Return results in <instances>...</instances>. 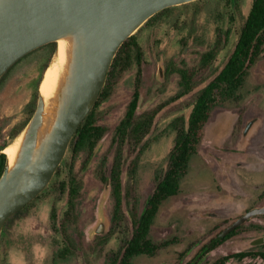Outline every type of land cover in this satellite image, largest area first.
<instances>
[{
  "label": "rangeland",
  "instance_id": "rangeland-1",
  "mask_svg": "<svg viewBox=\"0 0 264 264\" xmlns=\"http://www.w3.org/2000/svg\"><path fill=\"white\" fill-rule=\"evenodd\" d=\"M223 1L207 0L202 5V13L196 18L194 11L197 6L178 7L165 22L136 32L144 51L138 113L169 101L178 91L175 78L166 83L165 71L168 61L173 59L178 62L185 58H189L192 63L197 61L198 57L192 54L202 50V47L195 46L197 43L194 42V38L211 42L216 28L229 26L227 21L222 23L218 18L220 13L225 12ZM242 3L243 13L248 15L252 0H243ZM236 30L233 31L230 45L219 54L215 62L217 68L222 67L233 50L237 40ZM52 59L50 60L46 48H39L21 59L0 84V147L7 143L9 148L19 142L21 136L13 139V131L28 122L30 118L28 105L33 101L37 90L40 95V86L37 85L40 79L44 78ZM136 77L135 70H131L119 78L116 89L106 105L104 117L100 120V124L107 129L106 135L96 146L84 169H81V166L87 158L86 153H83L75 163V170H80V178L84 183L77 208L78 229L73 224L70 232L77 240L82 234L84 245L70 261L54 262V241L61 240V236L53 231L50 214L53 206L56 205L57 215L61 221L68 210V202L67 196L58 199L55 189H47L39 195L29 210L3 228L0 235V264H105L108 256L120 248L128 230H125V234L118 232L112 236L101 253L97 250L92 252L89 245L99 241L98 236H103L94 232L98 223H108L107 233L111 227L108 215L109 189L106 183L103 184L99 179L97 169L105 156H108L109 160L112 158L113 132L132 98ZM187 102L188 99L183 98L168 104L155 120L149 136L151 144L142 158L136 179V198L137 196L140 198L141 205L154 190L155 171L166 168V159L174 139V134L167 126L177 116L184 115L188 118L191 107H185ZM258 102L264 105V58L252 68L248 84L241 92L240 101L221 104L213 111L226 113V111H235L241 104L248 103L254 106ZM67 156L66 154L65 157ZM201 156V153L193 156L189 174L181 183V192L163 203L149 232V239L153 242L173 238L179 239V242L161 250L155 257H137L134 264H188L221 226L219 217L212 218L207 216L206 212L228 211L230 208L229 216H237L242 213L241 210L246 204L243 200L247 202L255 196L254 191L247 193L241 189L242 195L238 199L234 198L235 193L228 190H232V186L227 189L223 187L224 182L215 181L210 174L208 178L204 175L202 170H205L206 165L203 164L204 160ZM239 160H242V157ZM67 177L66 171L62 179ZM127 181L128 175L125 172L123 176L125 186ZM125 211L130 220L128 209L125 208ZM192 244L197 248L188 254L189 252L186 251ZM226 246L214 250L197 264H212L229 254ZM239 248L240 245L230 247L231 250H239ZM233 264L245 263L235 261Z\"/></svg>",
  "mask_w": 264,
  "mask_h": 264
},
{
  "label": "trees",
  "instance_id": "trees-1",
  "mask_svg": "<svg viewBox=\"0 0 264 264\" xmlns=\"http://www.w3.org/2000/svg\"><path fill=\"white\" fill-rule=\"evenodd\" d=\"M206 2L207 0H197L165 9L149 19L138 31L165 22L178 7L197 6L194 11L196 18L202 13V5ZM242 2L243 0L223 1L225 12L220 13L218 18L222 23L227 21L229 26L216 28L211 42L194 38V42L197 43L195 46L202 47V50L192 54L198 57L197 61L192 63L189 58L178 62L173 59L168 61L165 71L166 83L175 78L178 91L169 101L155 105L142 113H138V109L141 100L144 51L136 33L122 45L113 61L96 106L72 139L67 152L69 157L64 158L51 183L45 189H55L58 199L67 196L68 202V210L61 221L57 215L56 205L53 206L50 214L52 229L61 236V240L54 241L55 263L70 261L84 245L82 234L77 240L70 232L73 224L78 229L77 208L84 183L80 178V170H75V163L83 153H86L87 158L81 166V169H84L96 146L106 135L107 129L100 124V120L104 117L106 105L116 89L119 78L131 70H135L137 76L136 87L123 117L114 129L111 139L112 158L109 160L108 156H105L97 169L98 177L103 184L107 182L108 176L110 179L108 215L112 227L107 235L99 236V241L90 244L89 247L92 252L100 246L103 249L111 237L118 233L119 228L128 231L125 232L120 248L109 256L105 264H134L137 257H155L161 249L170 245L171 242L158 244L149 239L151 226L160 207L169 198L180 193L181 183L188 175L191 160L197 154L213 110L221 104L237 102L241 99V92L248 84L252 68L264 58V0H252L248 15L243 13ZM234 29H237L234 48L222 67L217 68L215 62L219 54L230 45ZM41 48L49 51L51 60L56 52L57 43H50ZM13 67L0 79V84L4 82ZM42 80L41 78L37 86L41 85ZM39 96L37 90L33 101L28 105L30 118L27 123L13 131V139L20 137L25 131L36 111ZM183 98L188 99L185 107H191V112L188 118L184 115L175 117L167 126L174 134V139L166 159V168L155 171V187L147 198L145 206L142 209L131 206L132 200L136 199L134 183L142 157L150 147L151 142L147 137L154 128L155 120L168 104ZM7 147V143L0 147V178L8 164V156L4 153ZM66 171L68 177L62 179ZM125 172L128 175L126 186L123 183ZM34 201L12 216L8 222L29 210ZM125 207L129 210L131 222L127 218ZM130 223L132 230L129 229ZM98 252L101 253L102 250ZM215 264H222V261Z\"/></svg>",
  "mask_w": 264,
  "mask_h": 264
},
{
  "label": "water",
  "instance_id": "water-1",
  "mask_svg": "<svg viewBox=\"0 0 264 264\" xmlns=\"http://www.w3.org/2000/svg\"><path fill=\"white\" fill-rule=\"evenodd\" d=\"M197 0H0V79L33 51L57 43L70 34L80 35L76 73L67 107L39 162L31 164L32 143L43 116L39 96L26 127V147L17 168L0 178V235L7 221L34 201L49 186L62 164L73 137L96 106L113 61L122 45L159 12ZM25 131L23 133H25ZM110 194V179L106 182ZM108 194V196H109ZM264 206L248 212L222 232L223 239ZM107 222L94 232L105 235Z\"/></svg>",
  "mask_w": 264,
  "mask_h": 264
},
{
  "label": "flooded vegetation",
  "instance_id": "flooded-vegetation-1",
  "mask_svg": "<svg viewBox=\"0 0 264 264\" xmlns=\"http://www.w3.org/2000/svg\"><path fill=\"white\" fill-rule=\"evenodd\" d=\"M239 101L233 103H238ZM263 106L264 105L259 102L254 104V106H252V104L245 103L237 107L235 111H226V114H223V112L215 113V111L211 114V119L206 126L204 136L197 151V154L201 153V159L204 160L203 164L206 165L205 170H202L204 175L208 178V175L210 174L213 179L215 178V181L220 180L221 183L224 182L225 185H223V187L227 189L229 186H232V188L230 187L232 190H228L235 193V195L233 194L234 198L238 199L239 196L242 195L241 189L247 191V193L248 191H254L255 196L248 199L247 202L243 200L246 204H244L245 206L241 210L242 213L237 216H229L228 212L230 211V208L228 211L208 210L206 212L207 216L212 218L216 217L217 219V217H219L221 226L218 228L217 233L212 235L211 238L205 242V244L200 248V251L195 253V257L188 264H197L214 250L225 245H227L226 248L229 249V254L219 258L212 264L220 261H222V264H233L235 261L245 264L264 263V214L249 217L245 222L237 226L223 239L213 244V241L222 232L243 218L248 212L264 206ZM251 107L258 109L259 111H256ZM219 114H221L220 116H223L224 118H222L217 125L211 127V123ZM149 136L147 137V140H149ZM240 157H242V160H239ZM135 188L136 182L134 183V189ZM146 200L143 205H141V200L137 196L136 199L132 200L131 206H138L139 209H142V207L145 206ZM258 204L260 206H257ZM8 223L9 222L7 221L4 228L7 227ZM130 226L132 230V223H130ZM118 232L125 233V231L120 228L118 229ZM166 242H171L169 245L171 246L178 243L179 239L173 238L155 243L163 244ZM239 245V250L230 249L232 246L238 247ZM168 247L164 249H168ZM196 248L197 246L192 244L188 247L186 252H189L188 254H190ZM96 250L100 251L102 250V247H97Z\"/></svg>",
  "mask_w": 264,
  "mask_h": 264
},
{
  "label": "bare ground",
  "instance_id": "bare-ground-1",
  "mask_svg": "<svg viewBox=\"0 0 264 264\" xmlns=\"http://www.w3.org/2000/svg\"><path fill=\"white\" fill-rule=\"evenodd\" d=\"M80 44L78 33L63 36L57 41V49L40 85L43 101V116L31 153V164L39 162L57 124L63 115L71 94L75 73L76 58ZM27 131L23 133L15 146L5 149L8 155V172L12 173L20 163L26 147Z\"/></svg>",
  "mask_w": 264,
  "mask_h": 264
},
{
  "label": "crops",
  "instance_id": "crops-1",
  "mask_svg": "<svg viewBox=\"0 0 264 264\" xmlns=\"http://www.w3.org/2000/svg\"><path fill=\"white\" fill-rule=\"evenodd\" d=\"M224 114V113H223ZM226 114V113H225ZM221 114L217 115V117L214 119V121L211 123V127L214 126V125H217L221 120L222 118H224L223 116H220Z\"/></svg>",
  "mask_w": 264,
  "mask_h": 264
}]
</instances>
